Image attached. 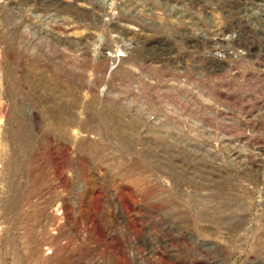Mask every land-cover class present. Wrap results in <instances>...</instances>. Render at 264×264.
<instances>
[{
	"label": "rangeland",
	"instance_id": "374dc122",
	"mask_svg": "<svg viewBox=\"0 0 264 264\" xmlns=\"http://www.w3.org/2000/svg\"><path fill=\"white\" fill-rule=\"evenodd\" d=\"M244 1L0 0V264H264Z\"/></svg>",
	"mask_w": 264,
	"mask_h": 264
},
{
	"label": "built area",
	"instance_id": "2783aa9c",
	"mask_svg": "<svg viewBox=\"0 0 264 264\" xmlns=\"http://www.w3.org/2000/svg\"><path fill=\"white\" fill-rule=\"evenodd\" d=\"M243 8V20L247 22H250V20H252L253 23H251V26H254L253 30L259 31L260 35L258 36L257 44L253 42V38H251L250 41L249 36L247 44L242 46V48L239 49L238 52H240L244 56L252 55L256 60H253L252 62L261 68L259 69L261 72H264V0H245L243 2ZM226 38L229 41H234L236 39L239 40V34L238 32H236V30H233L227 34ZM230 54L235 55L236 52H234V50L232 49H228L225 51L220 48H215L212 53V58L219 63H221L222 61L229 62V58L231 57ZM217 66L220 65L217 64ZM232 67L233 66L231 64L230 66L228 64V68L231 71Z\"/></svg>",
	"mask_w": 264,
	"mask_h": 264
}]
</instances>
